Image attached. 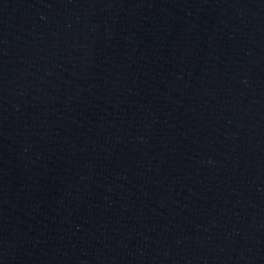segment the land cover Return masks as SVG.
I'll return each mask as SVG.
<instances>
[{"label":"water","instance_id":"water-1","mask_svg":"<svg viewBox=\"0 0 264 264\" xmlns=\"http://www.w3.org/2000/svg\"><path fill=\"white\" fill-rule=\"evenodd\" d=\"M0 264H264V0H0Z\"/></svg>","mask_w":264,"mask_h":264}]
</instances>
